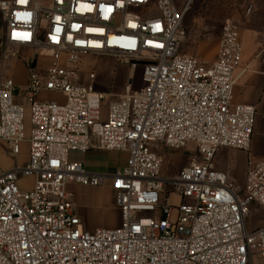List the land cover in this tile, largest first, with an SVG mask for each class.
I'll return each instance as SVG.
<instances>
[{
    "label": "built area",
    "instance_id": "obj_1",
    "mask_svg": "<svg viewBox=\"0 0 264 264\" xmlns=\"http://www.w3.org/2000/svg\"><path fill=\"white\" fill-rule=\"evenodd\" d=\"M191 1L0 0V64L4 49L31 51L22 84L0 76V142L12 159L27 146L23 164L0 163V264H264V164L248 167L239 194L215 163L220 149L249 151L256 120L234 103L239 27L222 24L211 63L180 53ZM88 57L142 66V85L107 101ZM157 145L195 154L165 177ZM90 150L125 152L126 165L95 174L70 158ZM20 175L34 177L30 189ZM107 181L121 223L89 231L67 185ZM253 210L262 225L249 230Z\"/></svg>",
    "mask_w": 264,
    "mask_h": 264
},
{
    "label": "crops",
    "instance_id": "obj_2",
    "mask_svg": "<svg viewBox=\"0 0 264 264\" xmlns=\"http://www.w3.org/2000/svg\"><path fill=\"white\" fill-rule=\"evenodd\" d=\"M189 1L175 0L174 3L178 9H182ZM226 20L238 25L242 43V61L235 71L234 103L254 106L257 112L249 151L231 149L230 152H223L220 149L215 161L217 169L225 172L232 184L236 172L245 174L250 165L264 164V0H192L183 22L185 40L190 42L185 54L211 63L217 58L222 24ZM97 91L108 94L102 86ZM120 93L121 90H118L113 96H107L106 100H114V96ZM23 152L22 157L26 160L27 148ZM1 158L2 166L11 165L10 158ZM70 158L81 162L87 172L109 175L126 165L128 154L90 150L85 154L73 152ZM70 184L73 183H69L67 188ZM99 188L107 193L112 192L110 181ZM109 205L111 215L105 219L106 226H119L121 214L115 205L113 192ZM98 220L95 218V226L87 227L97 228Z\"/></svg>",
    "mask_w": 264,
    "mask_h": 264
},
{
    "label": "rangeland",
    "instance_id": "obj_3",
    "mask_svg": "<svg viewBox=\"0 0 264 264\" xmlns=\"http://www.w3.org/2000/svg\"><path fill=\"white\" fill-rule=\"evenodd\" d=\"M44 1L45 0H39V3H43ZM1 27L2 22L0 20V28ZM182 33L184 35V39L180 45V53L185 54L186 52L188 53L190 42L185 40L184 22L182 24ZM3 51L4 55L8 56L9 59L4 58V60L1 62L0 76H13V79L17 84H22L24 82L27 71L26 60L30 56L31 51L12 48H7ZM47 64L48 59L46 57H39L37 61V71L44 70L47 67ZM89 67L94 68L96 78L94 80L93 86L96 90L99 86H102L107 93H115L118 90H121V92H123L127 84H130L133 90L138 89L142 85V66L131 68L130 65L123 64L115 58L88 57L83 64V68L88 69ZM40 100L43 102L55 101L59 104H64L65 102V98L58 93H43L40 96ZM26 125H29L28 115L26 116ZM25 148H27L26 144L22 146L23 150H25ZM153 150L160 153L163 159L161 175L165 177H171L178 173L180 169L188 163L189 158L195 154V151L191 150L189 147L183 149H170L164 145H157L156 147H153ZM221 151L230 152L231 149H221ZM24 152H22L20 158L23 156ZM218 155L219 152L217 156ZM8 156L9 153L6 151L5 144L0 142V159L2 160L1 157L7 158ZM20 158H10L11 166L18 163L23 164V162L25 161L24 157H22L21 159ZM245 182L246 173L241 174L239 172H236L233 183H229L232 185L233 189L236 192L242 194L244 192ZM18 183L21 188L30 189L33 186L34 177L20 175ZM67 190L72 194V201L75 210L81 217V219H83V223L86 229H88L89 231L95 229V227L92 229L88 228L96 225L95 218H97V220H100V222L98 220L97 227H118L106 226L105 222L106 217L111 215V211L109 208V203L112 199L111 191L107 193L99 187L82 186L75 183L70 184ZM169 202L177 204L179 202V199L177 198V196L172 195L169 197ZM260 214L262 213H258L255 210L251 211L250 216L247 220L249 230H253L262 225V223L260 222Z\"/></svg>",
    "mask_w": 264,
    "mask_h": 264
},
{
    "label": "water",
    "instance_id": "obj_4",
    "mask_svg": "<svg viewBox=\"0 0 264 264\" xmlns=\"http://www.w3.org/2000/svg\"><path fill=\"white\" fill-rule=\"evenodd\" d=\"M35 63H36V59L35 58H33V59L30 60V66H31V68H34L35 67Z\"/></svg>",
    "mask_w": 264,
    "mask_h": 264
},
{
    "label": "snow or ice",
    "instance_id": "obj_5",
    "mask_svg": "<svg viewBox=\"0 0 264 264\" xmlns=\"http://www.w3.org/2000/svg\"><path fill=\"white\" fill-rule=\"evenodd\" d=\"M21 2H23V0H21Z\"/></svg>",
    "mask_w": 264,
    "mask_h": 264
}]
</instances>
